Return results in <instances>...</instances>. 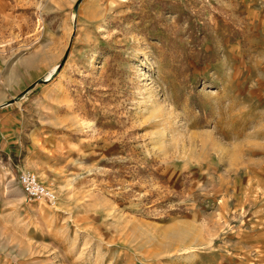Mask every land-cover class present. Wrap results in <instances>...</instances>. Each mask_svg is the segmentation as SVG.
<instances>
[{"label":"rangeland","instance_id":"374dc122","mask_svg":"<svg viewBox=\"0 0 264 264\" xmlns=\"http://www.w3.org/2000/svg\"><path fill=\"white\" fill-rule=\"evenodd\" d=\"M0 264H264V0H0Z\"/></svg>","mask_w":264,"mask_h":264},{"label":"built area","instance_id":"2783aa9c","mask_svg":"<svg viewBox=\"0 0 264 264\" xmlns=\"http://www.w3.org/2000/svg\"><path fill=\"white\" fill-rule=\"evenodd\" d=\"M18 182L28 201L41 200L54 206L55 196L39 183L34 174L22 173Z\"/></svg>","mask_w":264,"mask_h":264}]
</instances>
